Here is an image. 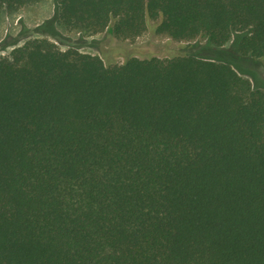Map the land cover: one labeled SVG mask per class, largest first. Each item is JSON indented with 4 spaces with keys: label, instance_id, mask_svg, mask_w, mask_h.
<instances>
[{
    "label": "trees",
    "instance_id": "trees-1",
    "mask_svg": "<svg viewBox=\"0 0 264 264\" xmlns=\"http://www.w3.org/2000/svg\"><path fill=\"white\" fill-rule=\"evenodd\" d=\"M44 0H0L7 15ZM112 25L264 61V0H56ZM0 264H264V91L196 55L101 56L34 38L0 56Z\"/></svg>",
    "mask_w": 264,
    "mask_h": 264
},
{
    "label": "rangeland",
    "instance_id": "rangeland-1",
    "mask_svg": "<svg viewBox=\"0 0 264 264\" xmlns=\"http://www.w3.org/2000/svg\"><path fill=\"white\" fill-rule=\"evenodd\" d=\"M153 25L154 22L149 21L145 33L134 39L117 37L112 25L93 35L69 31L58 21L56 0H44L3 18L0 23V56H10L14 48L34 38H48L63 50L75 48L97 54L107 65L121 64L132 56L167 58L192 54L231 64L242 76L250 79L255 88L264 91V61L244 57L237 52L236 44L243 33L235 32L228 44L214 47L202 37L191 41H177L156 35Z\"/></svg>",
    "mask_w": 264,
    "mask_h": 264
}]
</instances>
